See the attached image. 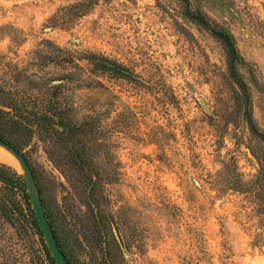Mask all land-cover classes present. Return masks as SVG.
<instances>
[{"label":"rangeland","instance_id":"rangeland-1","mask_svg":"<svg viewBox=\"0 0 264 264\" xmlns=\"http://www.w3.org/2000/svg\"><path fill=\"white\" fill-rule=\"evenodd\" d=\"M191 1L238 74L183 0H0V107L33 126L12 136L70 264H264V202L231 188L264 170V0ZM20 204L0 264H52Z\"/></svg>","mask_w":264,"mask_h":264},{"label":"trees","instance_id":"trees-1","mask_svg":"<svg viewBox=\"0 0 264 264\" xmlns=\"http://www.w3.org/2000/svg\"><path fill=\"white\" fill-rule=\"evenodd\" d=\"M184 2V15L196 22L200 26L208 29L211 33L218 37L224 44L227 54H228V65L232 73L238 74V67L243 63L242 58L240 57L236 39L234 34L226 28L224 25L219 24L216 21L211 20V18L204 12V10L194 4L191 0H183ZM90 63L94 64L97 68L106 67L96 54H89L87 56ZM119 66H117L116 71L121 72ZM23 108L19 103L11 104V110H6L0 107V137L6 142H9L15 146L20 152L21 147L18 144L16 138L12 136V133L16 130H23L33 128L32 125L27 124V121L23 118ZM53 117V116H52ZM49 121L50 117L47 118ZM54 118H52L53 120ZM56 119V118H55ZM60 119V120H59ZM249 125L251 126L252 132H255L259 137L264 140V132L261 131L254 125L250 115L247 116ZM42 125L47 127H54L58 125L63 127V132H65V142H70V134L73 130H76L75 124H67L64 122L63 116H58V120L55 122H46L45 119L41 122ZM237 185L232 186L231 188L237 192L246 194L250 201L255 204V206H260L264 202V170L261 168L259 172L255 175L254 178L248 181H242L241 179L237 180ZM28 186L25 179L22 176H17L15 172L11 170L7 165L0 163V211L1 214L7 217L10 220H15L19 222L20 228L27 231L23 221V210H21L22 204L20 200L24 201L25 206L27 207L30 224L36 228L37 232L43 237L39 223L37 221L35 212L31 207L30 197L28 193ZM19 197L21 198L19 200ZM23 216V217H22ZM48 258L51 260L52 264H57L55 259L52 257L48 249Z\"/></svg>","mask_w":264,"mask_h":264},{"label":"water","instance_id":"water-1","mask_svg":"<svg viewBox=\"0 0 264 264\" xmlns=\"http://www.w3.org/2000/svg\"><path fill=\"white\" fill-rule=\"evenodd\" d=\"M0 144L3 145L6 149H8L10 152H12L18 158V160L21 162L26 172V177H27L26 183L28 186L29 196L32 202V206H33L36 218L38 220L40 229L42 233L44 234L46 242L50 248V251L52 252V255L56 263L57 264H70L67 257L65 256V253L63 252L59 244L57 236L48 219L43 201L39 195V192L37 191V182H36L35 175L33 173V170L27 158L15 146L10 144L9 142H6L1 137H0ZM33 187H35L36 189L34 190Z\"/></svg>","mask_w":264,"mask_h":264},{"label":"bare ground","instance_id":"bare-ground-1","mask_svg":"<svg viewBox=\"0 0 264 264\" xmlns=\"http://www.w3.org/2000/svg\"><path fill=\"white\" fill-rule=\"evenodd\" d=\"M0 161L17 166L19 168L21 167L18 158L8 149L1 146H0Z\"/></svg>","mask_w":264,"mask_h":264}]
</instances>
